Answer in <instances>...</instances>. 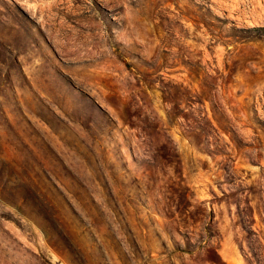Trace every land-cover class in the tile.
Instances as JSON below:
<instances>
[{"label": "rangeland", "instance_id": "obj_1", "mask_svg": "<svg viewBox=\"0 0 264 264\" xmlns=\"http://www.w3.org/2000/svg\"><path fill=\"white\" fill-rule=\"evenodd\" d=\"M0 264H264V0H0Z\"/></svg>", "mask_w": 264, "mask_h": 264}]
</instances>
